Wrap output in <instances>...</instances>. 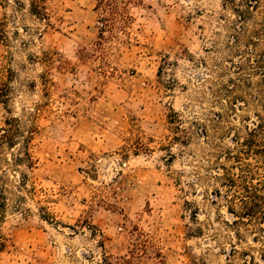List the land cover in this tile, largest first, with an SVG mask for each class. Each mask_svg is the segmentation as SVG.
Instances as JSON below:
<instances>
[{
  "label": "rangeland",
  "instance_id": "1",
  "mask_svg": "<svg viewBox=\"0 0 264 264\" xmlns=\"http://www.w3.org/2000/svg\"><path fill=\"white\" fill-rule=\"evenodd\" d=\"M32 3L0 0V264H264L216 193L264 126V0Z\"/></svg>",
  "mask_w": 264,
  "mask_h": 264
},
{
  "label": "trees",
  "instance_id": "2",
  "mask_svg": "<svg viewBox=\"0 0 264 264\" xmlns=\"http://www.w3.org/2000/svg\"><path fill=\"white\" fill-rule=\"evenodd\" d=\"M44 1L32 0L36 15H45L42 14ZM262 131L264 126H258V129L248 131L246 139L237 141L236 151H228L225 156L231 166L220 164L223 175L216 176L223 178L224 188L223 192H216L218 198H224L228 212L242 222L244 219L251 223L264 221V141L259 139ZM5 246L0 234V251ZM261 258L264 260V256Z\"/></svg>",
  "mask_w": 264,
  "mask_h": 264
}]
</instances>
